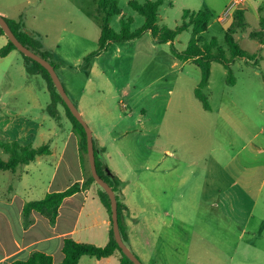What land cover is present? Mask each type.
Returning <instances> with one entry per match:
<instances>
[{"label":"rangeland","instance_id":"1","mask_svg":"<svg viewBox=\"0 0 264 264\" xmlns=\"http://www.w3.org/2000/svg\"><path fill=\"white\" fill-rule=\"evenodd\" d=\"M130 1L111 0L122 13L109 18L116 32L121 31L122 17L133 19L131 32L145 23ZM232 1L164 0L158 24L175 29L182 23L184 10H208L212 20L199 39L207 43L216 38L226 49L225 33L232 20L221 23L218 18ZM98 3L0 0V16L21 21L41 50L51 53L68 96L94 134L107 138L115 125L108 137L112 140L123 138L121 130H131L127 139L141 146L127 151L135 166L128 173L130 198L149 218L158 212V234L167 233L166 224L173 222L167 211L175 206L186 211L191 223V243L177 245L178 263L264 264V36L261 40L250 36L264 31V25L245 13L246 28L235 38L250 59L232 60V83L224 66L212 63L210 82L203 90L211 107L207 110L195 94L200 68L176 58L170 44L157 42L149 31L133 40L111 43L87 63L86 57L99 49L106 17L98 12ZM4 38L0 37V48ZM191 38V30L182 32L175 48L185 51ZM16 53L17 58L0 60L2 120L14 122L16 131L33 128V134L40 124L45 125L47 113L56 125L65 124L45 78ZM227 58H231L229 52ZM37 101L45 112L37 108ZM99 160L103 169V159ZM116 160L123 168V158Z\"/></svg>","mask_w":264,"mask_h":264},{"label":"crops","instance_id":"2","mask_svg":"<svg viewBox=\"0 0 264 264\" xmlns=\"http://www.w3.org/2000/svg\"><path fill=\"white\" fill-rule=\"evenodd\" d=\"M245 1L242 9L244 13L259 18L264 25V0ZM0 37L6 38L2 44L7 45L6 35ZM15 54L16 50H13L0 60L17 58ZM77 103L81 105L82 99ZM36 104L37 108L45 112L42 103L37 101ZM57 105L65 124L56 125L54 117L47 113L48 115H44L45 125L40 124L34 134L33 128H20L16 131L14 122H4L3 116H0V140L16 141L34 148L49 146L47 154L21 166L15 173L0 171V264L27 261L38 252L52 257L55 264H60L64 260V244L69 239L99 247L110 242L112 224L109 212L101 200L100 187L97 183H89L91 170L89 162L83 159L80 136L64 107L60 103ZM4 106L0 99V111ZM115 130L116 126L113 125L107 132V138L100 133L93 134L98 157L124 183L118 193L126 207L123 211L126 224L124 242L136 251L143 263L181 264L175 255L177 245L191 243V223L186 219V211H181L176 206L169 209L167 213L170 214L171 211L173 222L166 224V234L157 233L158 212H153L149 218L146 211L130 198L131 194L128 192V173L135 166L130 164L127 151L141 145L127 139L131 132L128 129L121 130L123 138L111 136L112 140L108 139ZM138 133L143 135L142 131ZM36 138L39 139L38 144H35ZM115 144L117 146L114 147ZM117 158H123V168H120ZM75 184L80 185V190L63 200L54 221L36 211L25 213L27 203L43 200L48 194L63 192ZM177 212H182V215L178 216ZM154 217L157 218L156 221ZM197 240L202 242L204 239ZM120 260L121 254L116 252L103 259L84 256L78 264H120Z\"/></svg>","mask_w":264,"mask_h":264},{"label":"trees","instance_id":"3","mask_svg":"<svg viewBox=\"0 0 264 264\" xmlns=\"http://www.w3.org/2000/svg\"><path fill=\"white\" fill-rule=\"evenodd\" d=\"M163 2L164 0H148L145 3L141 4L135 0L130 1V7L145 18V23L142 28L138 29L135 32H131L130 27L133 23V19H125L124 17H122L121 31L116 32L109 26V18L113 16H121V10L119 9L117 3L111 2V0H99L98 12L105 13L106 17L103 20V26L99 38V49L98 51L93 52L88 57H86V62L90 63L94 56L107 49L111 43L133 40L141 37L144 32L149 31L157 42L169 43L171 46V52L176 58L184 62L192 61L200 68L201 79L195 91V94L203 104L204 108L210 110L211 107L209 101L207 99V96L203 93V90L209 85L212 63L217 62L222 64L227 70L229 83H232L234 81L231 70L232 60L236 58L250 59L247 53L241 49L239 43L235 38V34L238 31L244 30L246 28L247 24L245 20V13L243 10H238L235 13L232 24L225 33V49L224 47L220 46L219 41L216 38L211 39V41L207 43H201L199 39L200 35L208 30L209 23L212 20V14L208 10H184L182 23L175 29H169L165 26H159V8L163 5ZM5 20L11 27L15 36L24 46L28 47L44 59L48 60L56 69V64L51 62L50 60L51 53L41 50L42 46L34 39V37L30 33H28L24 29L21 21L16 22L9 21L7 19ZM189 30H191L192 32V38L188 44L187 49L180 52L175 48L174 41L182 32ZM3 35H5V33L0 27V36ZM250 36L251 38L261 40L264 36V31H254L250 34ZM13 50L18 49L10 40H8L7 45L0 48V58L8 56ZM227 52L230 53V59L227 58ZM22 55L25 58L26 62L28 64H32L47 81L49 90L53 98V104L60 103L64 106L66 114L72 121L74 128L80 136L81 152L83 155V159L87 161V137L84 127L73 116L63 98L58 93L49 72L38 62L30 59L24 54ZM48 152V145L34 148L31 145L24 146L16 141L0 140V171H9L15 173L21 166L30 164L38 156L47 154ZM96 164L99 175L109 183L114 192L117 194L116 197L118 201L119 226L122 238L123 240H125L126 224L123 211L124 209H126V207L122 204L120 195H118V193L121 192L124 183L114 173H112L106 165L102 164L103 169H101V163L98 156H96ZM107 170L109 171V175L106 173ZM89 183H96L92 175L89 179ZM79 190L80 185L75 184L63 192L48 194L43 200L27 203L24 211L25 213L36 211L49 217L51 221H54L58 215V209L63 200L69 196H72ZM100 190L101 200L109 212L112 224V228L110 231V242L104 247H99L91 244L79 243L72 239H69L64 244V260L60 264H78L80 259L84 256L103 259L112 256L116 252H119L121 254L120 264H134L126 257V255H124L114 238L111 201L108 194L102 187H100ZM17 264L55 263L53 262L52 257L38 252L34 253L27 261H21Z\"/></svg>","mask_w":264,"mask_h":264},{"label":"water","instance_id":"4","mask_svg":"<svg viewBox=\"0 0 264 264\" xmlns=\"http://www.w3.org/2000/svg\"><path fill=\"white\" fill-rule=\"evenodd\" d=\"M0 27L3 29L8 40H10L15 45V47L18 49L19 52L29 57L30 59L38 62L49 72L58 93L63 98L64 102L66 103L67 107L69 108L73 116L84 127L87 137V157L91 170V175L96 181V183L105 190L111 201L114 238L118 246L121 248L122 252L124 253V255H126V257L130 261H132L134 264H143L141 260L129 249V247L125 244L122 238L120 226H119L118 201H117L116 193L109 185V183L106 182L98 173L96 156H99V152L95 148L93 132L89 127V125L87 124V122L84 120L76 104L68 96L65 87L56 72L55 67L48 60L44 59L43 57L36 54L28 47L24 46L15 36L11 27L9 26L5 18H3L2 16H0ZM107 174L109 175L108 170H107Z\"/></svg>","mask_w":264,"mask_h":264},{"label":"built area","instance_id":"5","mask_svg":"<svg viewBox=\"0 0 264 264\" xmlns=\"http://www.w3.org/2000/svg\"><path fill=\"white\" fill-rule=\"evenodd\" d=\"M245 0H233L227 9L218 18L219 22H226L231 19L233 21L234 15L238 10H242L245 6Z\"/></svg>","mask_w":264,"mask_h":264}]
</instances>
